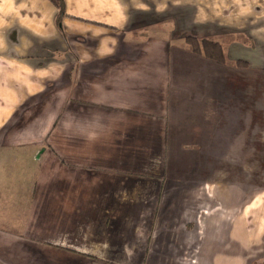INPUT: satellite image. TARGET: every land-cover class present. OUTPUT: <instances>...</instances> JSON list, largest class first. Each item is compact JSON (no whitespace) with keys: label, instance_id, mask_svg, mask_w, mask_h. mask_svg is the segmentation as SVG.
Returning <instances> with one entry per match:
<instances>
[{"label":"crops","instance_id":"1","mask_svg":"<svg viewBox=\"0 0 264 264\" xmlns=\"http://www.w3.org/2000/svg\"><path fill=\"white\" fill-rule=\"evenodd\" d=\"M263 150L264 0H0V264H245Z\"/></svg>","mask_w":264,"mask_h":264},{"label":"rangeland","instance_id":"2","mask_svg":"<svg viewBox=\"0 0 264 264\" xmlns=\"http://www.w3.org/2000/svg\"><path fill=\"white\" fill-rule=\"evenodd\" d=\"M259 153L262 156H255L254 158L255 173L249 183V186H254V190L253 194L248 198L250 201H253L251 200L252 198H255V200L250 203L252 205H250L249 211L241 212L239 210L245 218L248 216V224L253 225V229H247L248 232L251 231V235L239 237L237 246L239 261L244 260L245 264H264V150ZM240 216L241 214L239 213V229L242 227ZM251 216L253 219L250 218ZM238 231L240 232V230Z\"/></svg>","mask_w":264,"mask_h":264},{"label":"trees","instance_id":"3","mask_svg":"<svg viewBox=\"0 0 264 264\" xmlns=\"http://www.w3.org/2000/svg\"><path fill=\"white\" fill-rule=\"evenodd\" d=\"M57 6H61V0H52ZM186 42L191 50L195 53L204 54L205 56L218 62L225 61V53L219 42L210 39H198L187 37Z\"/></svg>","mask_w":264,"mask_h":264}]
</instances>
